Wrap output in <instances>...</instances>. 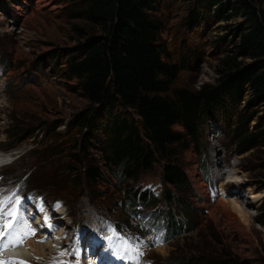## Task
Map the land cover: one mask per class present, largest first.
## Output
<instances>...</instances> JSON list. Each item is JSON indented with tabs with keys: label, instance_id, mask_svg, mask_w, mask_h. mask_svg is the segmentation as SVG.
I'll return each mask as SVG.
<instances>
[{
	"label": "rangeland",
	"instance_id": "rangeland-1",
	"mask_svg": "<svg viewBox=\"0 0 264 264\" xmlns=\"http://www.w3.org/2000/svg\"><path fill=\"white\" fill-rule=\"evenodd\" d=\"M38 1L0 0V151L12 153V160L0 167V184L11 188L20 183L23 189L42 195L52 206L59 231L42 243L52 245L54 250L38 258L40 264H47L78 223L100 226L107 232L103 218H109L135 234L143 233L146 221L133 213L134 205L126 202V197L134 189H144L147 183L161 185L162 169L157 165L143 174L139 182L133 183V189L120 184L110 172L96 182L80 172L72 177L74 168L81 169L92 160L97 162L99 155L90 150L82 156L84 164L71 156L73 143L82 134L78 133L79 128H70V122L89 102L72 88L76 80L63 75L65 55L74 52L83 39L78 28L87 34L99 31L84 21L69 20L64 0H47L48 5H38ZM223 1L227 9L220 20L213 16V6L205 19L192 22L191 10L197 6L194 0L159 4L156 15L163 22L161 42L174 55L181 51L183 39L199 52L197 56L187 54L190 68L181 70L177 85L199 88L215 84L221 59L228 53L237 54L231 50L248 26L247 17L236 7L237 0ZM250 1L264 11V0ZM239 60L253 61L243 57ZM249 96L247 93L245 98ZM251 110L255 118L249 130L254 132L264 127V104ZM231 119L212 117L207 130V152L202 156L194 151L185 154L191 182L187 197L195 210L188 215L174 205L173 212L179 219L190 218L196 229L174 235L164 247H150L147 264H177L191 255L223 260L232 256L238 264H261L264 145L242 152L240 138L231 124L235 117ZM218 169H222V175ZM231 179L235 182L229 183ZM208 180L215 184L211 201L207 197L209 190L205 189ZM23 197L24 194L19 201ZM28 200L29 196L24 202ZM241 208L250 213V222L241 223L230 216L239 217Z\"/></svg>",
	"mask_w": 264,
	"mask_h": 264
},
{
	"label": "trees",
	"instance_id": "trees-1",
	"mask_svg": "<svg viewBox=\"0 0 264 264\" xmlns=\"http://www.w3.org/2000/svg\"><path fill=\"white\" fill-rule=\"evenodd\" d=\"M167 1L64 0L69 20L84 21L99 33L87 34L78 28L83 39L65 55L63 75L76 80L72 88L89 102L70 122V128L77 127L82 134L75 139L71 156L84 164L82 156L90 150L99 155L97 162L74 168L72 177L80 172L96 182L110 172L120 184L132 187L143 174L160 166L161 195L138 188L127 195L126 202L146 221L167 223L172 238L196 229L190 218L182 221L173 208L177 205L188 215L195 210L187 197L191 182L185 154L207 152L210 119L235 117L231 124L242 152L264 145V127L249 130L255 118L251 107L264 104V11L250 0H237L236 7L248 21L231 50L237 54L221 59L215 84L194 88L176 82L181 70L190 68L187 54L197 56L198 50L183 39L181 51L174 55L161 42L163 22L156 13L159 4ZM194 1L191 22L205 19L213 6V16L220 20L227 9L223 0ZM239 57L253 61L244 63ZM177 264L238 262L232 256L223 260L191 255Z\"/></svg>",
	"mask_w": 264,
	"mask_h": 264
},
{
	"label": "snow or ice",
	"instance_id": "snow-or-ice-1",
	"mask_svg": "<svg viewBox=\"0 0 264 264\" xmlns=\"http://www.w3.org/2000/svg\"><path fill=\"white\" fill-rule=\"evenodd\" d=\"M18 204L19 197L15 193L11 196L0 194V255L9 247L23 245L26 238L35 235V230L31 228L26 220L22 221L18 219ZM47 219L45 217L46 221ZM112 232L113 235H116L114 229H112ZM111 239L112 237H108L109 241ZM122 247L125 251L136 250L135 245L128 241H125ZM65 254L64 252L61 253V255ZM0 264H27V262L9 257L7 259H0ZM54 264H60V262H54Z\"/></svg>",
	"mask_w": 264,
	"mask_h": 264
},
{
	"label": "bare ground",
	"instance_id": "bare-ground-1",
	"mask_svg": "<svg viewBox=\"0 0 264 264\" xmlns=\"http://www.w3.org/2000/svg\"><path fill=\"white\" fill-rule=\"evenodd\" d=\"M40 4L41 5L42 4L43 5H48V1L47 0H39L38 1V5H40ZM11 154L12 153H9V152H3L2 154L0 153V165L1 164H5V161H7L8 159H10L12 157ZM218 171L220 172V171H222V169H220V170L218 169ZM221 173L222 172H220L219 175H222ZM228 182L229 183H234L235 181L231 179ZM27 197H28V195L24 194L23 200L22 201H19V204L17 205V207L19 209L18 219H20L22 221L23 220H26L27 221V217H28L26 215V213H27V209L26 208L27 207H26L25 202H24L27 199ZM224 201H225V203H228L229 202L228 200H224ZM234 205L237 206L236 202H235ZM240 211L241 212H240V216L239 217L238 216H234V214H230V216L233 217V218H236L237 217V219L241 223H243L244 221L245 222L246 221L247 222H250L251 221L250 213H248L247 211H245L244 208H241ZM43 235H42V237L40 236V238H39V236L37 234H35L34 235L35 239H33V238L27 239L24 242L25 248L22 249V251L20 252V256L19 257H14V258L17 259V260L25 261V262H27V264H40V260L39 259L41 257H44L46 254H48L47 253L48 251L49 252H52L54 250V248L52 247V245L40 242L41 240H43ZM161 250H163V249H161ZM43 263H45V262L43 261ZM125 264H129V263L127 262ZM132 264H134V263H132Z\"/></svg>",
	"mask_w": 264,
	"mask_h": 264
},
{
	"label": "built area",
	"instance_id": "built-area-1",
	"mask_svg": "<svg viewBox=\"0 0 264 264\" xmlns=\"http://www.w3.org/2000/svg\"><path fill=\"white\" fill-rule=\"evenodd\" d=\"M207 185V184H206ZM205 189H206V187H205Z\"/></svg>",
	"mask_w": 264,
	"mask_h": 264
}]
</instances>
